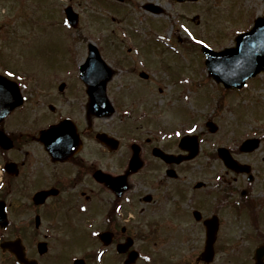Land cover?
<instances>
[{"label":"flooded vegetation","instance_id":"flooded-vegetation-1","mask_svg":"<svg viewBox=\"0 0 264 264\" xmlns=\"http://www.w3.org/2000/svg\"><path fill=\"white\" fill-rule=\"evenodd\" d=\"M151 3L147 1L144 7L154 5ZM120 37L123 41L115 42L108 35V53H102L112 68L106 92L113 110L104 116L94 111L110 107L96 105L88 92L80 74L82 61H74L73 74L47 76L25 71L23 81L17 71L24 68L2 63L0 73L19 83L23 102L0 119V264H219L216 261L220 256L256 264L258 253L264 261V195L252 193L259 179L254 165L246 163L250 168L246 173L249 189L245 185L241 190L240 185L236 187L242 195L248 191L254 195L242 199L248 205H241L240 197L228 195V188L222 192L223 188L218 190L216 185L220 211L204 215L196 200L201 202L199 190L207 182L187 180V171L181 168L199 155L188 159L182 140L190 135L200 145L201 134L173 136L164 116L179 115L186 123L199 121V111L186 116L192 110L185 102L176 101L178 97L185 101L191 91L200 88L202 98L207 85H212L215 94L216 87H222L210 83L214 80L206 72L202 47L193 43L200 51L199 58L192 61L199 62L191 65L189 47L180 42L159 41L154 36L145 38L147 41H127L129 34ZM181 51L186 58H180ZM157 91L166 106L155 103L138 112ZM149 110L154 115L153 124L150 133L144 135L143 123L137 122L148 118ZM203 123L212 133L219 129L212 118ZM218 148L214 155L228 170L241 173L226 165ZM226 148L233 156L239 151ZM164 154L175 160L171 162ZM135 156L140 159L139 168L131 172ZM262 189L260 184L259 191ZM183 198H190L189 218L193 216L203 227L202 247L180 240L186 236L170 237L157 229L166 217L167 203L170 201L173 208L174 202ZM231 198L236 210L247 209L249 220L244 234H235L238 218L225 223L221 215L223 202ZM212 216L218 218V230L214 256L208 260L211 228L206 219ZM226 230L229 233L224 234Z\"/></svg>","mask_w":264,"mask_h":264},{"label":"rangeland","instance_id":"rangeland-1","mask_svg":"<svg viewBox=\"0 0 264 264\" xmlns=\"http://www.w3.org/2000/svg\"><path fill=\"white\" fill-rule=\"evenodd\" d=\"M147 1L149 0H126L125 3L116 0H0L1 61L4 65L10 62L14 69L24 68L17 71L20 78L24 76L23 71L47 76L54 73L73 74L75 73L74 61L85 59L89 41L98 44L102 53L106 55L108 44L105 42L108 43V35L111 41L122 42L120 35L129 34L130 39L127 41H133V39L147 41L145 38L154 36L158 37L159 41L172 40V42L187 45L190 53L189 64L192 65L199 62L192 59L199 58L200 51L198 45H194V42L190 40L192 35L204 39L215 49L232 46L235 44L236 34L249 29L255 18L264 14V0H200L196 4L186 5L175 3L174 0H152L153 4L163 9L159 14L146 10L144 4ZM68 4H72L80 13V26L76 29L71 27L68 29L64 22V8ZM108 16H114L117 19H105ZM6 29L9 30L8 33ZM200 52L203 54L202 51ZM179 56L187 57L185 51H181ZM182 63L185 65L186 62ZM0 67L3 66L0 64ZM200 72L202 73V69ZM163 74L166 72L163 71ZM161 82L162 80L160 84ZM165 82L163 80L164 84ZM210 83L216 84L214 81ZM140 85L141 90L144 91L145 87L141 83ZM211 87L212 85L206 86L205 96L202 98L200 97L202 90L196 88L189 93V99L185 97L183 101L178 97L176 100L180 103L185 102L186 106L192 110V114L189 111L186 112L188 117L199 111L201 115L200 118L197 116L199 121H190L186 118V123L179 115L170 117L164 114L173 136L178 132L180 135L186 132L201 134L199 155L181 168L187 171V180L207 182V186L199 190L202 191L199 197L202 200L201 202L196 200V205L204 215L208 216L212 212L220 211L216 185L218 190L223 188L222 192L228 188V195H232L233 198L240 197L241 205H248L242 199L247 198L248 195L254 196L252 193L264 195V189L259 191L260 184L264 188V72L249 79L240 89L216 87L215 94ZM208 94H211V97ZM114 96L116 99L119 97L117 93ZM160 98L162 99L159 100ZM163 99L164 97L158 91L152 92V98L147 99L148 103L139 107L138 112L144 111L143 107H152L155 103L166 106L162 104ZM150 113L149 110L150 116L142 117V121L137 122L143 123L144 135L150 133L153 124L154 115ZM209 118L218 124L219 129L215 133L210 132L203 123ZM132 119L135 118L132 117ZM189 129L193 130L189 131ZM251 136L262 138L261 146L254 152L237 151L234 156L243 163L253 164L259 179L252 188V193L248 191L242 195V191H238L236 187L240 185L239 190H241L245 185L246 189H249L248 175L228 170L214 153L221 145L238 149L240 143ZM221 182H224L223 187ZM228 200L230 202H223L225 205L221 209V215L225 218V223L238 218L235 234H244L249 220L247 209L242 208L238 211L235 209L232 198ZM189 202L190 198H183L174 202V207L171 208L172 204L169 201L166 208L168 210L165 209L164 212L166 217L162 218L157 229L170 237L186 236L180 240L188 241L191 246L202 247L203 227L193 216H191L192 219L189 218ZM159 209L164 210V208ZM151 214L148 213V218H151ZM142 217L145 218V214ZM225 228L227 229V226ZM227 233L229 230L224 232V234ZM249 259L248 257L247 261ZM236 261L235 257L220 256L216 262L244 264Z\"/></svg>","mask_w":264,"mask_h":264},{"label":"water","instance_id":"water-1","mask_svg":"<svg viewBox=\"0 0 264 264\" xmlns=\"http://www.w3.org/2000/svg\"><path fill=\"white\" fill-rule=\"evenodd\" d=\"M183 1V0H180ZM66 13L70 23L77 26L79 23V15L71 6L66 8ZM207 54L206 63L209 73L217 80L221 81L227 87L240 88L248 78L255 76L260 71L264 70V16L258 17L255 20L253 28L247 32L241 33L236 39V46L226 48L222 51H214L211 48L203 47ZM88 67V68H87ZM108 66L102 59L100 51L94 44H90L89 56L85 64L81 67V74L88 85L89 92L95 100L96 105L102 108L109 107L110 104L105 93L106 83L110 76L108 74ZM96 76L91 78L92 74ZM21 100L20 90L15 81L0 75V117L5 116L10 112ZM103 110V109H102ZM112 110V109H111ZM109 108L105 111H94L96 114H110ZM259 144L258 139H248L245 141L241 150L248 151L256 148ZM181 145L190 150L187 158H193L199 151L196 142H182ZM219 153L225 163L238 171H249V167L242 165L232 157L230 151L225 148H220ZM170 161L175 160L169 156ZM133 163L136 165V159ZM218 218L213 217L206 220L208 228V240L206 252L208 259L213 256V242L218 229ZM256 264H264L263 256L257 254Z\"/></svg>","mask_w":264,"mask_h":264},{"label":"snow or ice","instance_id":"snow-or-ice-1","mask_svg":"<svg viewBox=\"0 0 264 264\" xmlns=\"http://www.w3.org/2000/svg\"><path fill=\"white\" fill-rule=\"evenodd\" d=\"M8 75H9V76H12L13 73L10 72V73H8ZM192 130H193V129H189V131H192ZM177 135H180V133L178 132Z\"/></svg>","mask_w":264,"mask_h":264}]
</instances>
